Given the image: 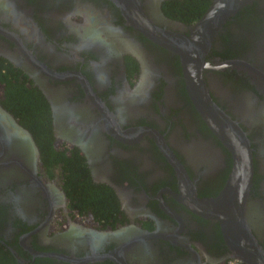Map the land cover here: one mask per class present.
<instances>
[{"label": "flooded vegetation", "instance_id": "af4514ba", "mask_svg": "<svg viewBox=\"0 0 264 264\" xmlns=\"http://www.w3.org/2000/svg\"><path fill=\"white\" fill-rule=\"evenodd\" d=\"M136 3L142 14L113 0H0V264H117L102 257L117 247L127 264H244L219 223L188 202L219 193L231 153L193 105L178 54L135 25L143 17L186 35L202 13L183 19V0ZM203 60V85L251 148L248 198H261L264 0L225 19ZM10 83L40 99L61 160L16 114ZM65 158L111 194V207L70 205ZM252 232L264 250V230Z\"/></svg>", "mask_w": 264, "mask_h": 264}, {"label": "water", "instance_id": "95a60500", "mask_svg": "<svg viewBox=\"0 0 264 264\" xmlns=\"http://www.w3.org/2000/svg\"><path fill=\"white\" fill-rule=\"evenodd\" d=\"M113 1L121 7L127 2L134 3L135 11L142 14L136 0ZM250 1L252 0H211L202 14L189 25L186 35L159 29L146 23L147 20L142 16V21L135 25L147 37L178 54L185 87L193 105L206 125L231 153V169L222 189L210 198L193 196L188 201L191 210L219 223L227 247L244 264H264V250L252 232V228L256 229L258 225L264 230V179L261 183L262 197L249 200L252 163L248 139L239 125L211 99L203 85L201 74L203 56L222 22ZM139 17L138 14L133 15L135 19ZM20 133L29 140L27 133ZM119 252L117 247L114 251L102 254V257L114 259L117 264H127L121 256L114 257ZM34 253L73 260L52 252Z\"/></svg>", "mask_w": 264, "mask_h": 264}, {"label": "trees", "instance_id": "16d2710c", "mask_svg": "<svg viewBox=\"0 0 264 264\" xmlns=\"http://www.w3.org/2000/svg\"><path fill=\"white\" fill-rule=\"evenodd\" d=\"M209 0H183L180 4V14L183 19H192L199 16ZM7 97H10L9 102L12 103L16 114L20 116L23 122L31 129L33 135L39 141L42 150L53 157V160H61L58 157L57 151L50 146V128L48 124L47 112L44 109V119L38 117L41 114L42 108L39 106L40 99L27 96L28 90L22 87V84H8ZM27 96V97H26ZM41 117V116H40ZM42 125V126H41ZM50 161L49 157L47 158ZM63 177L64 189L72 207L78 210H93L100 213L101 207H110L113 205L108 192H101L87 179L86 175L81 172V169H76L71 158L63 160Z\"/></svg>", "mask_w": 264, "mask_h": 264}, {"label": "built area", "instance_id": "2783aa9c", "mask_svg": "<svg viewBox=\"0 0 264 264\" xmlns=\"http://www.w3.org/2000/svg\"><path fill=\"white\" fill-rule=\"evenodd\" d=\"M229 264H238L234 259L230 260Z\"/></svg>", "mask_w": 264, "mask_h": 264}]
</instances>
